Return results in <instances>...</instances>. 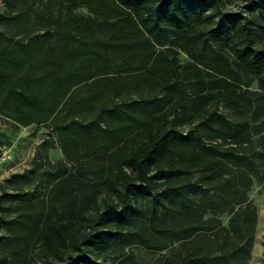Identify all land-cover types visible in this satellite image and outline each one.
Here are the masks:
<instances>
[{
	"label": "rangeland",
	"instance_id": "obj_1",
	"mask_svg": "<svg viewBox=\"0 0 264 264\" xmlns=\"http://www.w3.org/2000/svg\"><path fill=\"white\" fill-rule=\"evenodd\" d=\"M27 1L34 2L28 29L14 35L17 12L4 15L6 6L0 0V47L7 58L9 53H18L32 32L43 33L47 27L51 28L49 41L55 52L60 50V28L45 19L48 7L53 9V18H58L62 0ZM74 13L81 26L104 21L85 7L76 8ZM220 16L229 24L254 27L252 46L259 51L264 47V0L191 2L183 15L193 28L191 35L197 39L193 52L217 55L219 65H228L235 72L238 88L234 102L222 91L197 89V80L206 83L218 73L215 69L206 72L201 65L196 68L183 40L165 46L169 58H174L178 66L177 75L167 79L138 81L137 77L145 74L140 66L143 58L128 55L125 47L112 53V64L105 65L103 77L121 84V96L128 102L144 99L145 109L153 112L158 124L174 120L168 127L174 124L186 141L173 149L179 150L173 152L175 166L191 175L198 190L183 194L156 186L153 195L138 199L132 222L119 228V236L106 251L89 252L93 262L89 264H199L206 252L192 253L193 262L190 260L191 247L200 240L199 234L208 232L220 238L238 227L247 232L253 225L247 264H264V69L256 73L240 67L236 51L242 47V40L227 39L229 32ZM173 37L169 34L170 41ZM126 57H131L130 66L123 65ZM1 62L0 68L14 67L6 60ZM76 71L81 77H100L95 67ZM27 74L28 70L22 68L15 80ZM143 106L118 105V114L125 120L129 115L141 117ZM66 111L64 108L62 113ZM87 117L94 121L93 131L107 121L103 114ZM71 118L76 132L64 151L51 121L25 126L0 106V259L5 258L0 264H45L38 252L37 230L49 211H64L72 205L77 208L74 226L80 225L83 233L96 226L90 221L95 214L93 201L97 197L102 205L103 195L94 192L93 184L106 177L114 178V161L122 143H116L111 136L88 142L78 134L88 128L78 123L77 114ZM222 123L230 127L231 136H225ZM197 136L211 155L207 162L194 166L189 158L190 139ZM220 142L227 147L236 145L237 149L231 153L216 148ZM136 144L133 137L125 143L127 148ZM212 170V179H208ZM68 258L64 253L56 261L68 264ZM223 260H228L227 264L236 261Z\"/></svg>",
	"mask_w": 264,
	"mask_h": 264
},
{
	"label": "trees",
	"instance_id": "obj_2",
	"mask_svg": "<svg viewBox=\"0 0 264 264\" xmlns=\"http://www.w3.org/2000/svg\"><path fill=\"white\" fill-rule=\"evenodd\" d=\"M205 1L212 2L62 0L63 9L58 18H53V9L48 7L45 19L55 22L60 28L59 51L55 52V46L49 41L50 27L45 28L43 33L32 32L26 42L20 45L18 53H9L8 58L0 47V63L6 60L14 65L13 68L8 65L0 68V106L14 114L19 123L27 126L33 122L51 121L65 151L74 139L75 120L71 117L77 114L78 123L82 128H88L78 133L86 141L111 136L116 143H122L114 161L117 169L114 178L106 177L93 184L94 192L103 195L102 205L98 203L97 197L93 201L95 214L90 218L96 225L93 231L83 233L80 225H73L72 219L77 211L75 206L69 205L64 211L52 210L44 214L38 226L37 241L38 252L45 264H58L56 259L64 253L69 257L68 264L93 263L89 252L106 251L119 236V228L132 222L138 199L153 195L156 186L183 194L198 190V184L191 180V175L175 166L173 152L179 153V150L173 149L186 144V141L174 124L168 127L174 120L166 119L161 124L155 122L157 117L150 109H145V100L128 102L121 96L123 86L103 77V70L106 64H112V53L125 47L129 51L128 55L132 53L143 58L140 66L145 74L139 75L138 81L152 83L159 78H170L177 75L178 66L174 58H169V50L165 46L183 40L196 68L201 65L206 72L215 69L218 73L215 79L206 83L197 80V89L200 92L222 91L234 102L238 88L235 72L228 65H219L217 55L193 52L197 39L191 35L192 26L183 18L191 2ZM4 5V15L11 16L17 12L13 34L26 31L27 22L34 12V2L4 0ZM78 7H85L94 15L103 17L104 21L81 26L74 13ZM220 18L223 23L225 19L222 16ZM224 27L229 32L227 39L239 37L242 40V47L236 51L240 67L245 71L260 73L264 69V47L258 51L252 46L256 29L246 23L234 25L227 21ZM169 34L174 35L171 41ZM126 58L123 65L130 66L131 57ZM81 67L89 71L95 67L100 77H93L94 74L81 77L76 71ZM22 68L27 69L28 74L16 81L15 76ZM170 86L168 88H172ZM172 96L170 93L169 97ZM139 104L144 105L141 117L129 115L125 120L118 114V105L134 107ZM64 108L67 111L63 114ZM113 112L114 115H111ZM101 114L107 121L103 127L99 126L93 131L94 121L87 116ZM221 127L226 137L232 135L230 127L224 123ZM132 137L137 144L127 148L125 143ZM190 146L192 165L198 166L209 160L211 152L204 147L201 137L190 139ZM215 147L231 153L237 149L236 145L227 147L221 142ZM213 174L214 171L207 178L212 179ZM234 231L220 238L208 232L199 234L200 240L191 247L190 260L192 253L206 252L199 264H227L228 260L224 262V258L235 259L233 264H247L254 225L247 232L239 227ZM1 261H5V258Z\"/></svg>",
	"mask_w": 264,
	"mask_h": 264
}]
</instances>
